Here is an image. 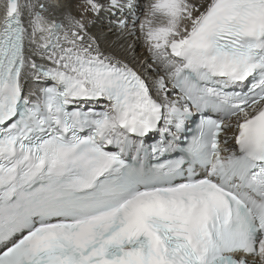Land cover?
<instances>
[{"label":"snow or ice","instance_id":"snow-or-ice-1","mask_svg":"<svg viewBox=\"0 0 264 264\" xmlns=\"http://www.w3.org/2000/svg\"><path fill=\"white\" fill-rule=\"evenodd\" d=\"M0 264H264V0H4Z\"/></svg>","mask_w":264,"mask_h":264},{"label":"bare ground","instance_id":"bare-ground-1","mask_svg":"<svg viewBox=\"0 0 264 264\" xmlns=\"http://www.w3.org/2000/svg\"><path fill=\"white\" fill-rule=\"evenodd\" d=\"M3 2H4V0H0V7H2ZM20 2L21 3H25L26 0H20ZM76 2H78V0H73V3H76ZM147 2H148V0H140V3H147ZM135 12H136V16L137 17H141L142 18V8H139L138 7ZM56 14L58 15V13H56ZM130 14H131L130 12L129 13H125V15L123 17L124 19H126L127 21H129V24H131V21L133 20V17H131ZM106 25H108V20L106 18V14H102L101 18L97 22L96 27L93 29L94 32H97V33L101 34L102 39L105 38V34L107 33ZM115 31L116 30L113 29V32H115ZM113 39H114V36H107V40L109 42H111ZM129 42L130 43H134V44L137 43L135 41H129ZM135 54L136 55H143L144 54L143 47H138L137 48V52ZM132 55L133 54L130 53L129 54V58H131ZM28 86L29 87H32V84H31L30 81L28 82Z\"/></svg>","mask_w":264,"mask_h":264}]
</instances>
